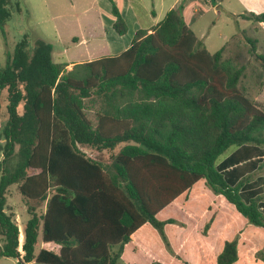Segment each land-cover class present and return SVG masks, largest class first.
I'll list each match as a JSON object with an SVG mask.
<instances>
[{"label": "trees", "instance_id": "trees-1", "mask_svg": "<svg viewBox=\"0 0 264 264\" xmlns=\"http://www.w3.org/2000/svg\"><path fill=\"white\" fill-rule=\"evenodd\" d=\"M108 1L112 29L124 36L128 25ZM12 4L0 0L3 35ZM241 17L264 24V13ZM244 31L255 53L256 41ZM227 44L211 53L187 26L181 6L151 33L137 31L121 54L71 69L53 60L52 44L30 45L24 35L0 67V113L4 91L8 95L4 161L19 147L16 164L0 177L1 256L18 264H122L125 246L146 223L167 243L164 227L173 220L159 221L157 214L201 180L264 228L262 197L242 193L259 161L239 166L236 155L218 164L233 147L264 155V112L247 95L240 50L227 53ZM82 148L107 151L111 162L92 159ZM14 184L27 199L46 203L25 225L23 253L19 227L6 211ZM40 237L58 248L36 253ZM256 257L264 259V246ZM237 261L235 238L216 262Z\"/></svg>", "mask_w": 264, "mask_h": 264}, {"label": "rangeland", "instance_id": "rangeland-1", "mask_svg": "<svg viewBox=\"0 0 264 264\" xmlns=\"http://www.w3.org/2000/svg\"><path fill=\"white\" fill-rule=\"evenodd\" d=\"M115 1L118 5L125 7V0ZM130 1L133 3L135 13L140 15L141 22L146 23L152 17L151 5L148 11H145L141 7L145 3L144 0L143 2L140 0ZM159 1L161 0H156V2ZM173 1L166 0L165 2L170 3ZM246 1L223 0L221 8L218 9L219 14L213 10H205L206 13L201 20L202 25L197 34L199 36L201 33L207 35L205 43L211 53L220 50L227 42V53L237 49L240 50L239 61L245 65L247 73V78L243 81L247 89V95L254 101L256 106L264 109V24L254 23L240 17V15L263 14L264 0L256 2L253 6L248 3L251 0ZM12 2L13 4L10 6L12 17L5 27L6 34L3 35L0 30V67L6 65L8 57L13 54L17 42L24 35L28 37L30 45H35L40 40L52 44L54 47L53 60L56 63H66L71 60L81 59L84 55L90 54V51L96 47L95 41L87 46L79 43L78 38H91L92 33L100 34L102 32L101 27L104 24L107 26L106 33H109V37L100 36V40H103L105 46H107V41L120 46L130 43L135 33V26L127 13L128 9H125V11L130 31L123 37H119L115 33L112 29L115 17L112 13V5L108 0H12ZM243 30H245L244 35L246 37L256 41L255 53H250L251 46L242 37L243 33H239ZM237 33L240 40H231ZM237 40L240 41L239 44H237ZM237 45L239 46L236 47ZM2 100L3 105L0 113V177L3 174L4 168L8 166L12 167L16 164V154L19 149L16 146L15 155L11 159L4 161L6 141L2 133L8 120L6 109L8 95L6 91L2 95ZM18 111L22 113V104L18 107ZM91 117L93 118V115ZM233 148L226 151L220 158L229 154ZM90 150L85 152L90 158L100 160L105 164L111 162V154L109 152ZM45 208V202L31 201L24 197L19 191V184H14L8 188L6 211L12 216L16 224L22 226L23 237L24 228L32 216L31 213L42 214ZM248 224L249 228L256 227L249 222ZM204 233L203 229L198 231V228H193L191 231L194 237H201ZM39 235H41V230ZM4 243L5 239L0 232V264H18L19 259L1 256ZM39 243L37 248H39ZM50 245L52 249L53 247L57 248L55 244ZM167 251L171 252V249L168 248ZM210 260H212V257ZM141 261L144 260L141 259Z\"/></svg>", "mask_w": 264, "mask_h": 264}, {"label": "crops", "instance_id": "crops-1", "mask_svg": "<svg viewBox=\"0 0 264 264\" xmlns=\"http://www.w3.org/2000/svg\"><path fill=\"white\" fill-rule=\"evenodd\" d=\"M125 1V7L118 5L116 1L115 3L128 25V32L130 27L125 9L129 10L127 13L135 26V35L139 30H146L151 33L152 29L165 18L171 9L181 6L187 26L203 41L206 48L207 35L201 33L199 36L197 34L202 25L201 20L206 13L205 10H213L219 14L218 9L221 8L223 3V0H174L170 3H166V0L159 2L144 0L145 3L141 7L143 10L148 11L151 5L152 17L146 23H142L140 15L134 11L133 3L130 0ZM140 1L143 2V0ZM242 1L247 2L246 0ZM258 1L262 0H251L248 3L253 6ZM101 29L100 34L92 33L91 38L80 39L77 37L79 43L87 46L95 41L96 47L90 51V54L84 55L83 58L66 62L69 64L68 69H71L77 63L119 55L130 47L132 41L121 46L107 41V46H105L103 40H100V36L109 37V33H106L107 26L105 24L102 25ZM260 109L264 112V109ZM82 150L86 152L90 149L82 148ZM262 154H264V150ZM236 155L239 166L250 160L256 159L259 161L257 168L248 173L249 179L244 184L242 193L255 194L254 198L262 197L260 204L264 213V155L256 153L249 156L244 153L242 148H233L229 154L220 158L218 164ZM230 169L232 167L227 170ZM241 216L224 196L215 194L206 186L205 180H201L157 214L159 221L173 220V223L166 224L164 227L167 243L150 223H146L131 236V242L125 246L121 258L122 264H152L155 262L161 264H217V257L222 252L225 243L235 238H238V261L234 264H264V259L256 257L257 252L264 246V228L257 226L249 228L248 220ZM207 224H210V227L203 236L194 237L191 234L193 228H198V231L205 230ZM18 227L22 231V226L18 225ZM38 242L40 243L36 253L42 248L52 249L50 244L42 243L41 237ZM57 248L53 247L54 250ZM168 248L171 249V252L167 251ZM211 257L212 260H210ZM141 259L144 261H141Z\"/></svg>", "mask_w": 264, "mask_h": 264}, {"label": "built area", "instance_id": "built-area-1", "mask_svg": "<svg viewBox=\"0 0 264 264\" xmlns=\"http://www.w3.org/2000/svg\"><path fill=\"white\" fill-rule=\"evenodd\" d=\"M19 231H20V236H19V251L21 253H23L22 245H23L24 237H23L22 231L20 229H19Z\"/></svg>", "mask_w": 264, "mask_h": 264}]
</instances>
